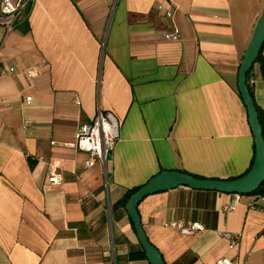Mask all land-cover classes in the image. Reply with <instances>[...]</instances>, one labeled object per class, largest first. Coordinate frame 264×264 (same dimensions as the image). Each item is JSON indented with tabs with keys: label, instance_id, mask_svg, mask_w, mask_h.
Masks as SVG:
<instances>
[{
	"label": "crops",
	"instance_id": "1",
	"mask_svg": "<svg viewBox=\"0 0 264 264\" xmlns=\"http://www.w3.org/2000/svg\"><path fill=\"white\" fill-rule=\"evenodd\" d=\"M263 3L35 0L12 29L0 24V264H150L126 190L164 169L244 174L254 142L237 70ZM174 29L176 40L164 36ZM36 64L40 73L27 77ZM247 84L264 114L260 62ZM98 110L119 121L105 171L62 144ZM50 171L60 180L47 186ZM233 199L179 185L145 196L137 210L165 264H264V201L241 194L224 210ZM172 221L203 229L183 235ZM222 231L241 237L229 247Z\"/></svg>",
	"mask_w": 264,
	"mask_h": 264
},
{
	"label": "water",
	"instance_id": "2",
	"mask_svg": "<svg viewBox=\"0 0 264 264\" xmlns=\"http://www.w3.org/2000/svg\"><path fill=\"white\" fill-rule=\"evenodd\" d=\"M263 43L264 3L237 70V89L246 108L248 124L254 142V156L249 170L232 179H221L196 177L179 170L164 169L149 178L127 198L124 205L125 210L150 264H165V262L158 249L148 241L140 222L137 206L145 196L154 192L172 189L179 185L224 193L249 194L256 190L264 180V137L254 100L246 82V74L254 64Z\"/></svg>",
	"mask_w": 264,
	"mask_h": 264
},
{
	"label": "built area",
	"instance_id": "3",
	"mask_svg": "<svg viewBox=\"0 0 264 264\" xmlns=\"http://www.w3.org/2000/svg\"><path fill=\"white\" fill-rule=\"evenodd\" d=\"M34 1L35 0H0V24L3 25L6 30L12 29L19 20L26 16ZM164 36L168 39L176 40L178 32L174 29L172 32L166 33ZM40 71L41 65L36 64L28 67L25 73L27 77L34 78L40 73ZM25 101L31 103L32 97H25ZM27 123H29L28 120L23 119V124ZM118 137L119 121L115 114L111 111L98 110L90 123H85L79 126L73 142L62 144L87 152L88 158L84 162V165L92 166L98 161L105 171L108 157L114 149ZM59 180L60 173L56 171L48 172L46 179L47 186L54 185ZM233 194V201L224 205V210L226 211L234 210L239 202L241 194ZM258 197L264 201V193L258 194ZM166 226L177 229L183 235H192L203 229V225L198 221H172L166 224ZM219 234L228 239L229 247H233L241 237V233H230L227 231H222ZM217 264H231V261L227 258H223L218 260ZM236 264L241 263L237 261Z\"/></svg>",
	"mask_w": 264,
	"mask_h": 264
},
{
	"label": "trees",
	"instance_id": "4",
	"mask_svg": "<svg viewBox=\"0 0 264 264\" xmlns=\"http://www.w3.org/2000/svg\"><path fill=\"white\" fill-rule=\"evenodd\" d=\"M262 46H263V44H262ZM262 46H261V49H262ZM261 49H260V51H259V53L257 55V58H256L255 62H260L261 71H262V74H263V77H264V60H263L262 55H261ZM249 72H250V70L246 74V82H247V77H248ZM248 88H249V86H248ZM249 92H250V94L252 96L250 88H249ZM255 107H256V110H257V113H258L259 122H260V125H261V128H262V135L264 137V114L261 112V110L256 105H255ZM252 161H253V159H252ZM252 161L250 163V166L252 164ZM250 166L248 167L246 172L249 170ZM194 176H196V175H194ZM196 177H200V176H196ZM140 186H136V187H133L131 189L126 190L124 196L122 197V201L125 203L127 198L129 197V195L131 193H133ZM263 193H264V180L262 181V183L259 185V187L256 190L252 191L249 194H263Z\"/></svg>",
	"mask_w": 264,
	"mask_h": 264
},
{
	"label": "rangeland",
	"instance_id": "5",
	"mask_svg": "<svg viewBox=\"0 0 264 264\" xmlns=\"http://www.w3.org/2000/svg\"><path fill=\"white\" fill-rule=\"evenodd\" d=\"M251 38V37H250ZM250 40V39H249Z\"/></svg>",
	"mask_w": 264,
	"mask_h": 264
}]
</instances>
